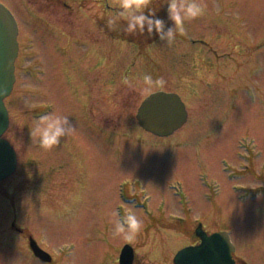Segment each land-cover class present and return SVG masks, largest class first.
I'll return each mask as SVG.
<instances>
[{
	"label": "rangeland",
	"instance_id": "obj_1",
	"mask_svg": "<svg viewBox=\"0 0 264 264\" xmlns=\"http://www.w3.org/2000/svg\"><path fill=\"white\" fill-rule=\"evenodd\" d=\"M0 2L20 33L4 99L17 166L0 180V264H35L27 236L56 264H114L129 241L113 234L112 214L129 210L141 229L176 243L177 217L229 228L241 249L264 238V201L248 192L264 179V0H201L205 14L186 21L171 45L155 33L126 34L124 21L109 30L116 0ZM164 3L149 8L171 26ZM145 74L167 82L151 93H178L186 105L172 134L154 135L137 120L150 95L135 87ZM47 113L68 116L76 131L46 151L30 130Z\"/></svg>",
	"mask_w": 264,
	"mask_h": 264
},
{
	"label": "water",
	"instance_id": "obj_2",
	"mask_svg": "<svg viewBox=\"0 0 264 264\" xmlns=\"http://www.w3.org/2000/svg\"><path fill=\"white\" fill-rule=\"evenodd\" d=\"M19 26L10 9L0 2V180L12 174L17 166V152L4 137L10 119L4 99L11 94L16 81L15 62L18 56ZM188 118L186 105L175 92L158 90L147 96L137 111L142 128L154 135H168L182 127ZM34 254L44 261L52 255L31 239ZM232 244L226 233L203 236L197 247L180 250L175 258L177 264H233ZM131 247L125 245L120 256L121 264H131Z\"/></svg>",
	"mask_w": 264,
	"mask_h": 264
},
{
	"label": "clouds",
	"instance_id": "obj_3",
	"mask_svg": "<svg viewBox=\"0 0 264 264\" xmlns=\"http://www.w3.org/2000/svg\"><path fill=\"white\" fill-rule=\"evenodd\" d=\"M116 2L118 11L107 20L109 30H116L119 22L124 21L126 26L123 31L126 34L144 35L146 32L151 36L155 33L166 45H171L177 34L184 33L186 21L202 17L206 10L201 0H165L167 18L171 21V26H168L164 19L157 17L156 12L149 8L152 0H116ZM124 82L129 83L127 79ZM166 83L163 77L154 79L151 74H145L135 87L141 94H151L154 89L165 87ZM75 131V125L68 116L47 113L37 117V123L30 130V135L36 138L41 149L47 151L59 145L62 138L73 135ZM112 215L113 234L129 242L134 241L142 228V220L131 210L122 216L118 212Z\"/></svg>",
	"mask_w": 264,
	"mask_h": 264
},
{
	"label": "flooded vegetation",
	"instance_id": "obj_4",
	"mask_svg": "<svg viewBox=\"0 0 264 264\" xmlns=\"http://www.w3.org/2000/svg\"><path fill=\"white\" fill-rule=\"evenodd\" d=\"M17 67L18 65H16V76H17ZM261 180H262V184L257 185L255 188L253 187L248 190V192L253 193L252 196L253 199L251 200L252 202L257 201L258 196H260L261 199L264 201V198L262 197V195H264V179ZM187 202L189 201L187 200ZM144 208L147 209L144 210L147 211L146 215L149 217L153 216V213L156 212L155 207H153V205L147 204L144 206ZM150 208H152L153 210H150ZM187 208L189 209V207ZM183 219L184 217H179V219L177 217V220L179 221V225L178 226L176 225L177 226L176 228L178 231H180V235H181L179 241H177L178 243H176L175 240L168 239L162 235L159 236L153 227L143 228L138 233L139 235H141V237L135 239L136 240L135 242L124 243L123 246L121 247L120 252L122 251L125 245H129L131 247L130 248L132 254L131 264H177L175 262V258L180 250L186 247L200 246V244L203 242V236H211L215 233H226L229 235L230 242L233 246L231 251V259L233 260V264H255L252 263L253 261L249 259L250 254H252L255 257V260H258L256 264H264V254L259 253L258 249L256 251V247L258 246V244L255 243L259 238L264 241L263 236H259L256 240L255 239L251 240V238L249 237L247 243H250L251 246L243 247L241 249V246L238 245L237 243L239 239L238 240L236 239V235H233V232L230 231L229 228L209 230L205 226V224L200 221L199 218H193V221L196 222L195 226L193 225L186 226L185 223L182 221ZM14 225L15 224L12 223V226ZM147 226H152V225L151 223H149ZM15 229L18 230L17 227H14V230ZM162 233L164 232L162 231ZM27 237H28V241L26 243L27 245L26 249L28 253L26 255L30 257L29 259L27 258L29 261L35 264H56L55 259H52L51 261H44L41 260L38 256H36L31 247V242H30L31 237L30 236ZM261 248L264 249V242H263V247ZM246 249H248V251H243ZM1 250H3V248L2 249L0 248V254L2 252ZM120 256L121 254L119 253L114 264H121Z\"/></svg>",
	"mask_w": 264,
	"mask_h": 264
},
{
	"label": "bare ground",
	"instance_id": "obj_5",
	"mask_svg": "<svg viewBox=\"0 0 264 264\" xmlns=\"http://www.w3.org/2000/svg\"><path fill=\"white\" fill-rule=\"evenodd\" d=\"M20 34V33H19ZM18 34V35H19ZM18 43H19V40H18ZM19 49H20V44H19ZM18 54H19V51H18ZM18 58V56H17ZM17 58H16V62H15V75H16V65H17ZM142 103V102H141ZM8 109V108H7ZM8 113H9V109H8ZM9 116H10V113H9ZM5 137V136H4ZM6 138V137H5ZM7 139V138H6ZM247 208H250V206H248ZM242 210H246V208H242ZM264 241L262 239H258V242L256 241L255 243L258 244V245H261Z\"/></svg>",
	"mask_w": 264,
	"mask_h": 264
}]
</instances>
